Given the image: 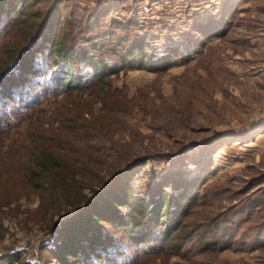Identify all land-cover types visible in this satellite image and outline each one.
<instances>
[{"label":"rangeland","instance_id":"1","mask_svg":"<svg viewBox=\"0 0 264 264\" xmlns=\"http://www.w3.org/2000/svg\"><path fill=\"white\" fill-rule=\"evenodd\" d=\"M65 1L78 15L108 3ZM119 2L112 14L137 16L149 53L165 46L177 55L163 69L121 68L80 90L37 92L36 103L19 109L27 115L0 123V254L44 260L46 225L73 211L43 207L25 180L41 138L64 149L65 161L82 163L77 181L107 182L127 168H138L134 190L168 170L198 178L178 229L182 242L112 247L106 264H264V0ZM207 20L209 34L201 33ZM20 30L0 31V68L22 47ZM61 110L70 113L59 121Z\"/></svg>","mask_w":264,"mask_h":264},{"label":"trees","instance_id":"2","mask_svg":"<svg viewBox=\"0 0 264 264\" xmlns=\"http://www.w3.org/2000/svg\"><path fill=\"white\" fill-rule=\"evenodd\" d=\"M44 2L47 8L41 10ZM119 4L108 0L105 6L92 5L78 15V7L68 6L65 0H0V31L6 26L20 28L23 39L22 47L0 68L1 124L9 125V119L20 112L27 115L28 110L19 109L36 103L37 92L80 90L85 82L101 83L121 68L167 67L178 49L163 46L149 53L147 33L135 32L137 16L112 14L111 7ZM63 7L69 9L65 16ZM221 20L215 23L221 25ZM211 24L207 20L198 29L209 34ZM69 113L61 110L58 120ZM36 141L25 180L43 207L58 210L64 204L73 210L46 225L50 239L40 242L38 253L44 260L37 264H106L112 247L155 249L152 245L159 241L176 238L180 243L186 238L178 229L195 199L198 178L168 170L158 182L134 190L129 182L138 168H127L107 182L100 177L77 181L82 163L67 162L64 149L59 151L41 138ZM14 263L32 264L20 261L13 251L0 254V264Z\"/></svg>","mask_w":264,"mask_h":264}]
</instances>
